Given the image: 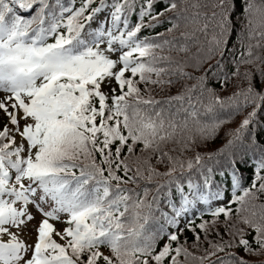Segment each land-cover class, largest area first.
Here are the masks:
<instances>
[{"label": "snow or ice", "instance_id": "1", "mask_svg": "<svg viewBox=\"0 0 264 264\" xmlns=\"http://www.w3.org/2000/svg\"><path fill=\"white\" fill-rule=\"evenodd\" d=\"M0 264H264V0H0Z\"/></svg>", "mask_w": 264, "mask_h": 264}, {"label": "trees", "instance_id": "2", "mask_svg": "<svg viewBox=\"0 0 264 264\" xmlns=\"http://www.w3.org/2000/svg\"><path fill=\"white\" fill-rule=\"evenodd\" d=\"M156 30H157V31H162V29H161V28H157Z\"/></svg>", "mask_w": 264, "mask_h": 264}]
</instances>
